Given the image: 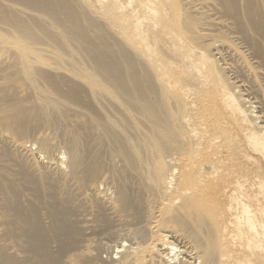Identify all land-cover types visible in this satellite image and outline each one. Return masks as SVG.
I'll return each mask as SVG.
<instances>
[{
  "label": "bare ground",
  "instance_id": "1",
  "mask_svg": "<svg viewBox=\"0 0 264 264\" xmlns=\"http://www.w3.org/2000/svg\"><path fill=\"white\" fill-rule=\"evenodd\" d=\"M123 1L0 0V264H163L161 250L156 255L151 250L153 229L161 226L173 232L182 242V253L193 254L198 264H264L263 112L252 116L243 100L223 85L224 99L243 137L227 135L218 119L192 123L180 102L178 114L169 110L165 117L147 103V131L130 116L121 127L81 100L85 92L89 99L117 108L116 93L41 47L33 34L31 22L46 26L49 37L66 49L71 48L65 38L73 34L98 55L100 71L118 88L117 62H125L130 72L133 60L146 64L156 52L146 21L162 22L153 0L140 2L139 15L128 13ZM166 1L174 17L178 3L161 0ZM192 1L187 9L186 0H179V35L188 45L207 36L196 31L201 23L196 26L192 18L201 11ZM210 1L225 8L234 27H243L242 14L254 26L258 9L252 0ZM4 12L16 20L13 26L5 23ZM47 15L57 21L56 27ZM207 23L225 22L216 18ZM258 27L259 23L251 29ZM108 42H116L126 54L114 59L119 54L111 52ZM225 46L234 55L232 47ZM189 50L183 47V53ZM210 52L200 56L197 71L215 83V71H223L215 68ZM43 57L52 59L47 69ZM149 70L159 86L157 72ZM32 93L45 104L31 105ZM157 96L168 100L161 91ZM81 115L85 123L78 120ZM41 129H56L65 136L63 163L56 157L60 163L37 157L36 150L48 154L55 148L51 139L42 134L38 138ZM34 136L35 152L25 144ZM240 155L255 165L253 176ZM64 164L66 172L61 169ZM109 177L114 179L113 196H101L95 186ZM89 212L105 228L114 224L126 229L132 242L129 250H134H121L124 244L118 249L121 256L102 262L100 248L92 245L97 226ZM107 235L119 237L116 230ZM167 244L172 253L177 250L175 243Z\"/></svg>",
  "mask_w": 264,
  "mask_h": 264
},
{
  "label": "rangeland",
  "instance_id": "2",
  "mask_svg": "<svg viewBox=\"0 0 264 264\" xmlns=\"http://www.w3.org/2000/svg\"><path fill=\"white\" fill-rule=\"evenodd\" d=\"M124 1L123 5L128 13L139 15L138 7L140 2L144 0H126L127 2L125 1V3ZM174 1L178 3V12H175V18L172 17L171 7L168 1L161 2V0H153V5L158 8L162 15V22L154 23L156 21L154 19L147 20L146 22L147 32L150 35L156 52L151 55L149 60L146 61V64L144 62H137L136 59L133 60L134 68L131 72L127 64L122 61L123 59H118L117 61H122L121 63L117 62L115 71V79L120 84L118 88H115L110 80L100 71L98 55L81 44L80 40L73 34L65 38L71 48L66 49L49 37L47 33L48 27L32 22L31 25L35 29L33 34L37 36L41 47H48L55 55L63 57L67 63H73L75 70L80 69L82 72L91 75L103 88L111 89L116 93L114 95L120 109H118V106L117 108L112 107L105 101L89 99L85 92L81 94L84 98V100H81L86 102L95 113L112 118L121 127L126 117L130 116L134 118L136 123L140 124L139 128L147 131V128H149L148 110L145 107L147 103L152 104L154 108H157L160 115L165 117V113L169 110L172 114H178L180 110H177L176 107L180 102L183 111L189 116V120L192 123L198 125L205 120L218 119L220 124L225 128L227 135H235L238 133L242 136L238 125L231 115V109L224 99L221 88L223 85H226L235 97H240L243 100L244 107L251 112L252 116H259V113H264V18H261L262 16L264 17V3L262 2L264 0H252V3L254 2L255 7L258 9V11L256 10V16L254 18L258 16L255 24L259 23V27L251 29L255 24L252 27L248 24V21L245 22L246 18L242 14L243 20L245 19L243 22L240 17L244 23L243 29L241 28L242 30L239 27L237 28L236 25L234 27L233 17L227 15L222 5H215L210 0H196L195 9L201 11V15L192 18L193 24L199 26L200 23L201 25L206 23L208 26L204 25L201 27L200 25L196 31L198 33H204L207 36L205 40L200 39L196 43L193 41L190 42L191 45H188L186 40L179 35L181 31L180 24L183 22V9L179 0ZM244 1L242 0L240 2L246 4L247 0ZM240 2L237 0V3L240 4ZM185 3L187 9L193 6L192 0H186ZM3 15H5V23L11 26L16 23V20L8 16L5 12ZM47 17H49L50 25L52 24L56 27L57 21L52 15H47ZM216 18L225 23L223 25L220 24V26L219 24L213 26V24L209 25L210 23H207L209 20ZM61 31L63 32V29ZM108 43L111 45V52L115 55L119 54L114 59L126 54V52L121 51L116 42ZM227 43L235 51L232 56H230V51L225 46ZM184 46H189L190 50L183 53ZM71 51L73 52L72 55H70L72 53ZM207 51H211L210 59L213 61L215 68L222 69L223 71L221 72L222 74L215 71V83L205 80V75L199 74L197 71L200 56L207 54ZM41 60L44 62L42 66L45 69L52 63L51 57H43ZM150 68L157 72L156 79H159V86L155 85V78L152 76L149 70ZM130 73L137 79L134 80L136 82H133ZM160 91L164 97L168 98L166 102L158 98L157 95ZM32 100L33 103H30L31 105L45 104L44 100H41L33 93L31 94ZM80 113L83 114L82 112ZM78 120L81 123L86 122V118L82 115L78 117ZM40 131L42 132L38 133V138L39 134H42L41 136L47 137L49 141L51 139L50 142L55 145V148L48 154L44 152L41 154L36 150L37 157H39L40 161L43 162L47 158L55 159V157L62 161L55 159L59 163H63L65 159L67 160V155L65 154V136L61 135L56 129H41ZM44 132L46 134H43ZM68 134L71 135L70 127ZM125 134L127 135L129 133L126 131ZM37 136L26 141L27 149H33L32 151L35 152L37 148V143L35 144V142L38 141ZM239 158L243 161L242 164L245 165V168L247 166L250 175L253 176L252 173L257 171L254 167L255 165L252 162H248L244 156L240 155ZM65 165L61 168L63 171L67 170ZM95 187L97 193H103L101 196L104 193H107V197L113 196L114 179L112 177L101 179ZM90 214V218L93 221L95 217L93 214L95 213L91 212ZM93 223L97 228L94 231V242L92 245L93 247H98V249L100 248L98 257L102 262H108L115 257L121 256V253H119L120 250L118 249L124 244V248L122 247L121 250H129V245H132V242L127 236L128 231L126 229L121 227L114 228V224L105 228L103 224L100 225L95 221ZM109 230H116L119 237L111 238L108 236L107 233ZM171 233L173 232H170V230L166 232V229L162 226L153 229V238L151 241V250L153 253L155 255L159 254L161 250L164 257L163 264H184L187 261L198 264V260L191 259L194 258L193 254L188 253L184 255L182 253V242L178 238H174ZM166 235L168 236L167 238L165 237ZM170 242L175 243L177 247V250L173 253L169 244H167ZM174 253L177 255L174 256Z\"/></svg>",
  "mask_w": 264,
  "mask_h": 264
}]
</instances>
